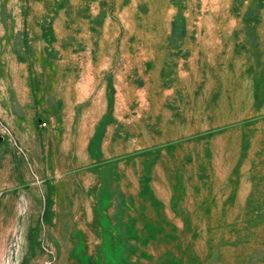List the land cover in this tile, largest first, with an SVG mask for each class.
<instances>
[{"label": "rangeland", "instance_id": "rangeland-1", "mask_svg": "<svg viewBox=\"0 0 264 264\" xmlns=\"http://www.w3.org/2000/svg\"><path fill=\"white\" fill-rule=\"evenodd\" d=\"M0 264H264V0H0Z\"/></svg>", "mask_w": 264, "mask_h": 264}]
</instances>
